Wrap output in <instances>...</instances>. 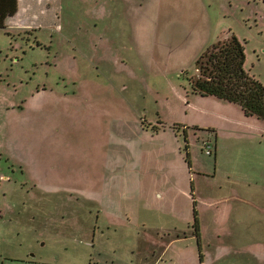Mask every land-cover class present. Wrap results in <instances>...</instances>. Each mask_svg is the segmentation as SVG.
<instances>
[{"label":"rangeland","instance_id":"obj_1","mask_svg":"<svg viewBox=\"0 0 264 264\" xmlns=\"http://www.w3.org/2000/svg\"><path fill=\"white\" fill-rule=\"evenodd\" d=\"M37 3L0 30V264H264V122L188 81L235 35L264 86V1ZM196 105L235 123L191 141L194 193L158 197L144 127L206 118Z\"/></svg>","mask_w":264,"mask_h":264},{"label":"trees","instance_id":"obj_2","mask_svg":"<svg viewBox=\"0 0 264 264\" xmlns=\"http://www.w3.org/2000/svg\"><path fill=\"white\" fill-rule=\"evenodd\" d=\"M18 11L19 0H0V30L6 29L7 20L16 16ZM245 64V46L235 35H232L216 42L200 56L196 62L198 72L194 77L188 78V81L193 93L213 96L237 104L246 116H253L264 122V86L246 71ZM151 126L153 129L159 128L156 125L151 124ZM172 128L177 131L180 125L175 124ZM184 132L186 135V130ZM184 151L185 159L191 167L188 144L185 145ZM192 192L194 193L193 183ZM193 199L195 206V197ZM193 208L194 228L197 235L198 212L195 207Z\"/></svg>","mask_w":264,"mask_h":264},{"label":"crops","instance_id":"obj_3","mask_svg":"<svg viewBox=\"0 0 264 264\" xmlns=\"http://www.w3.org/2000/svg\"><path fill=\"white\" fill-rule=\"evenodd\" d=\"M23 3L22 8L26 9V7H29V14L28 16L31 17L32 20H35L34 17L36 16V14L38 15H42L39 11L37 6L40 5L37 3V0H19V11L17 13L16 16H14L13 18H10L7 20V25H9L10 20H13L14 18H17L18 15L20 14L21 11V4ZM42 3V2H40ZM40 26L34 27L33 29H37ZM21 28V27H19ZM25 28V27H24ZM205 97L206 100L211 101V99H217L216 103L219 104H223V105H229V107L231 108V110H234L235 105L234 103H230L227 102L225 100H221L218 99L216 97L213 96H202ZM195 104L191 103V106H194ZM239 106V105H238ZM240 107V106H239ZM195 108L200 112V114L204 113V115H207V117H211L212 118H202V117H193L192 121L190 123H180V127L181 129H179V131H175L172 125H166V124H162V126H159V128L157 129H153L152 126H148L144 127L147 130V135L143 137V143L152 145V148L149 150H143L142 152V160L143 161H150L151 166L153 165H160V167H162L161 169V173L162 178L161 180L158 181V186L155 187V194L158 197H163L164 193L165 194H172L174 191L177 192L178 190H181V187H183V189H188L190 190L191 194H192V183L194 185V182L192 180V176H194V174L192 175L191 172L193 167H189L186 159H185V151L184 153L181 152L182 147L180 144L181 138H185V144H188L189 146V152L191 155V163L193 164L192 160H193V142H195L196 145H198V148L201 146V137H199L200 134H198V132H204V131H213L215 133V135H213V137L215 136L216 139L218 138V131L222 132L223 130H227L229 128H232V125L235 123V119H233V117H231L230 115L228 116V114L226 113H221V112H217L214 111L212 114L209 112V109L207 108H202L200 106H195ZM241 108V107H240ZM242 110V108H241ZM243 112V110H242ZM211 119H216V120H221L225 125L222 127L220 126L218 123H215L213 120ZM258 119V118H257ZM178 124V123H177ZM153 125V123H152ZM186 130V135L184 132V136L180 137V132L181 131H185ZM191 131H194L192 136H191ZM150 135V136H149ZM187 137V139H186ZM187 140V142H186ZM194 140V141H193ZM191 141H193L191 143ZM211 141V140H210ZM204 142V141H203ZM185 148V147H184ZM183 148V150H184ZM200 150V149H199ZM203 150L201 149V152ZM146 152V153H145ZM144 153V154H143ZM157 154L156 157L154 156V154ZM160 153L163 155L161 156ZM158 155H160V159L157 160ZM217 155H218V147H217ZM169 156H171L169 158ZM174 158H177V162L181 161V166H183V170L184 168L186 169L187 173L181 177V170H179L177 167V163L175 161ZM165 176V177H164ZM164 177V178H163ZM184 180L185 184L184 186L180 185V181ZM165 183L166 186H165ZM194 190H195V185H194ZM192 196V195H191ZM187 236V234H186Z\"/></svg>","mask_w":264,"mask_h":264},{"label":"built area","instance_id":"obj_4","mask_svg":"<svg viewBox=\"0 0 264 264\" xmlns=\"http://www.w3.org/2000/svg\"><path fill=\"white\" fill-rule=\"evenodd\" d=\"M203 143H204L206 148H210L211 147V141L210 140L204 141ZM208 153L211 155V151L210 150H208Z\"/></svg>","mask_w":264,"mask_h":264}]
</instances>
